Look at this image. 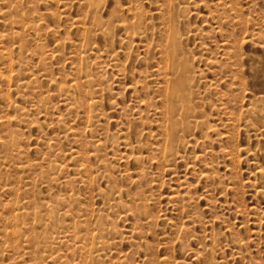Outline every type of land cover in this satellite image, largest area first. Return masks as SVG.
<instances>
[{
    "label": "rangeland",
    "instance_id": "1",
    "mask_svg": "<svg viewBox=\"0 0 264 264\" xmlns=\"http://www.w3.org/2000/svg\"><path fill=\"white\" fill-rule=\"evenodd\" d=\"M0 264H264V0H0Z\"/></svg>",
    "mask_w": 264,
    "mask_h": 264
},
{
    "label": "bare ground",
    "instance_id": "2",
    "mask_svg": "<svg viewBox=\"0 0 264 264\" xmlns=\"http://www.w3.org/2000/svg\"><path fill=\"white\" fill-rule=\"evenodd\" d=\"M174 40H175V38H174ZM180 83H181V81H180ZM177 86V85H176ZM179 87V86H178ZM185 87V86H184ZM174 89V88H173ZM184 89V88H183ZM183 91V90H182ZM182 91H180V92H182ZM178 96H179V89H177V90H171V92L168 94V100H169V103H170V106H169V114L171 115V116H174V114L177 112V98H178ZM188 113V112H187ZM186 113V111H184V115L185 114H187ZM173 127V126H172ZM174 132H175V130H174ZM173 128L171 129V133H170V135H172L173 136Z\"/></svg>",
    "mask_w": 264,
    "mask_h": 264
}]
</instances>
